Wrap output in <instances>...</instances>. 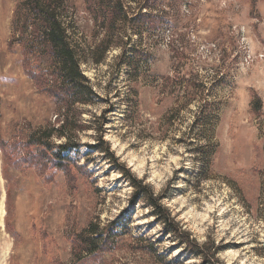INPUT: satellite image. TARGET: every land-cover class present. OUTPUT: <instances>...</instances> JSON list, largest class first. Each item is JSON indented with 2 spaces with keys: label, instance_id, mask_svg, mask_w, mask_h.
Returning <instances> with one entry per match:
<instances>
[{
  "label": "rangeland",
  "instance_id": "1",
  "mask_svg": "<svg viewBox=\"0 0 264 264\" xmlns=\"http://www.w3.org/2000/svg\"><path fill=\"white\" fill-rule=\"evenodd\" d=\"M142 1L121 0L127 19L104 35L84 0H0V264H205L132 203L121 168L214 264H264V0H175L159 9L166 25L139 33L130 20ZM45 13L95 94L68 112L74 149L62 169L36 168L21 147L65 115L25 71L48 68L23 52L30 30L20 38ZM132 50L135 71L119 58ZM186 85L199 101L185 103ZM92 241L110 250L89 255Z\"/></svg>",
  "mask_w": 264,
  "mask_h": 264
},
{
  "label": "trees",
  "instance_id": "2",
  "mask_svg": "<svg viewBox=\"0 0 264 264\" xmlns=\"http://www.w3.org/2000/svg\"><path fill=\"white\" fill-rule=\"evenodd\" d=\"M177 2V1H176ZM139 14L135 18L130 20V23L136 27L140 33L143 30H152L163 27L167 24L166 13L160 12L159 9H166L168 6L178 5L175 0H144ZM86 11L89 13L95 23L96 31L102 30L103 34L107 35L114 27L119 23L125 21L126 16L123 12L121 0H84ZM37 6V4L35 3ZM157 11V14L143 13L142 10ZM39 17V19H38ZM38 19V20H37ZM100 20L99 24L98 21ZM25 20L22 24V31L20 38L24 37L25 29H29L28 38L32 41L25 46L23 51L27 56H43L48 61V68L45 70L37 71L36 73L30 69L28 64H25V71L30 79L34 82L35 87L39 92L48 93L52 98L55 106H58L57 112H63L65 115L61 116V120L56 121L55 126H51L44 130H37L30 133L24 139L25 142L21 145L25 154L30 157V162L36 167H48L51 165L56 169H62L65 165L71 163V158L65 153H68L74 147H71L70 135L71 128L69 127L68 112L75 105H85L89 103L91 98L95 96L93 90L85 83L87 80L80 71L81 57L77 54L75 48L72 47L67 36V31L61 22L50 13H45L44 16L36 15V18L31 19L27 24ZM98 24V25H97ZM35 41V43L33 42ZM97 53L94 50L92 54ZM131 56H127V53L122 52L120 59L128 65L129 68L134 67L133 62L138 60V52L132 50ZM129 57V58H127ZM94 61L99 62V58L95 56ZM134 71L135 69L132 68ZM169 82V81H165ZM186 91H189L186 95L185 103H191L196 101L193 89L186 85ZM199 101V100H197ZM206 104V102H204ZM259 103L256 102V107ZM58 118V117H57ZM56 118V119H57ZM64 137L69 138V142L64 144H56L53 138ZM102 143V140H98V144ZM20 146L14 145L12 150H9V160L3 157L4 166H14L15 162L11 159V152H14ZM2 154H4L3 148L5 145L1 143ZM48 154V155H47ZM48 156V157H47ZM122 175L127 178L129 184L134 189L132 195V203L142 202L151 209V214L155 218L156 222L161 225L164 234L173 236L186 249L192 250L194 254L202 258V262L205 264H214L213 255L206 254L205 246L197 245L191 236L181 229L179 224L174 221L169 211L162 205L158 196L153 194L150 187L145 185L142 180H138L133 177L128 169L121 168ZM10 196L7 194V203ZM113 224L107 228L113 229ZM108 236V235H107ZM114 235L106 238V241H114ZM103 239H101L102 241ZM104 241V240H103ZM102 243V242H101ZM104 242L101 246H97L95 241L91 242V250L89 255L100 254L102 252L110 250V244ZM110 246V247H108Z\"/></svg>",
  "mask_w": 264,
  "mask_h": 264
},
{
  "label": "bare ground",
  "instance_id": "3",
  "mask_svg": "<svg viewBox=\"0 0 264 264\" xmlns=\"http://www.w3.org/2000/svg\"><path fill=\"white\" fill-rule=\"evenodd\" d=\"M3 201V200H2ZM0 216H1V219L3 218L4 216V209H3V203L1 204V208H0ZM0 224H1V221H0ZM7 254V253H6ZM5 254V255H6Z\"/></svg>",
  "mask_w": 264,
  "mask_h": 264
}]
</instances>
